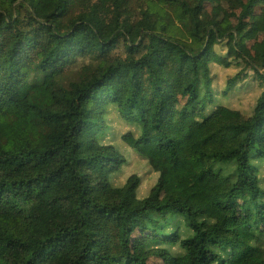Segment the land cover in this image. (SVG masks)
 I'll use <instances>...</instances> for the list:
<instances>
[{"label": "trees", "instance_id": "trees-1", "mask_svg": "<svg viewBox=\"0 0 264 264\" xmlns=\"http://www.w3.org/2000/svg\"><path fill=\"white\" fill-rule=\"evenodd\" d=\"M213 1L0 0V264L260 252L264 0Z\"/></svg>", "mask_w": 264, "mask_h": 264}, {"label": "rangeland", "instance_id": "rangeland-1", "mask_svg": "<svg viewBox=\"0 0 264 264\" xmlns=\"http://www.w3.org/2000/svg\"><path fill=\"white\" fill-rule=\"evenodd\" d=\"M216 1H213L212 4L211 3L209 4L210 10H213L215 4L217 3ZM233 6H234V3H233ZM221 11H224V15L222 13L220 16L224 21L235 22V19L232 17L229 7L223 8V10L221 9ZM262 30L264 31V28L261 26L260 32ZM237 264H264V244H261L260 252L258 254H256L255 256H248L247 259L243 263H237Z\"/></svg>", "mask_w": 264, "mask_h": 264}]
</instances>
